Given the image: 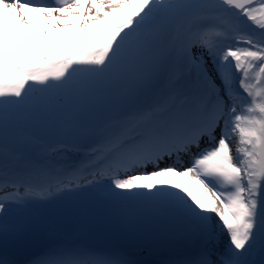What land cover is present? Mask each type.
<instances>
[{"label":"snow or ice","instance_id":"obj_1","mask_svg":"<svg viewBox=\"0 0 264 264\" xmlns=\"http://www.w3.org/2000/svg\"><path fill=\"white\" fill-rule=\"evenodd\" d=\"M0 264H264V0H0Z\"/></svg>","mask_w":264,"mask_h":264},{"label":"bare ground","instance_id":"obj_2","mask_svg":"<svg viewBox=\"0 0 264 264\" xmlns=\"http://www.w3.org/2000/svg\"><path fill=\"white\" fill-rule=\"evenodd\" d=\"M41 1V0H40ZM149 169H151V168H149ZM222 239H225V237H222Z\"/></svg>","mask_w":264,"mask_h":264},{"label":"rangeland","instance_id":"obj_3","mask_svg":"<svg viewBox=\"0 0 264 264\" xmlns=\"http://www.w3.org/2000/svg\"><path fill=\"white\" fill-rule=\"evenodd\" d=\"M226 239V238H225Z\"/></svg>","mask_w":264,"mask_h":264}]
</instances>
